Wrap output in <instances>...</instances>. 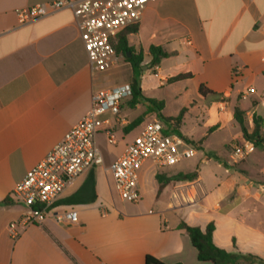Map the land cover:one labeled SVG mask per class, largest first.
<instances>
[{"label": "crops", "instance_id": "obj_1", "mask_svg": "<svg viewBox=\"0 0 264 264\" xmlns=\"http://www.w3.org/2000/svg\"><path fill=\"white\" fill-rule=\"evenodd\" d=\"M53 1L0 0V201L12 202L0 207V264H146L148 255L165 264H210L198 260L181 222L203 230L213 223L218 248L236 246L264 259V151L231 162V145L244 141L234 108L245 112L250 131L255 117L264 119V0L151 3L129 36L134 53L143 55L135 72L122 55L107 71H92L70 9L19 24L18 11ZM153 46L173 54L156 69L148 66ZM179 75L190 77L169 82ZM134 79L144 97L163 103V117L185 110L179 127L162 121L163 131L202 141L196 155L164 168L146 161L140 202L121 200L110 166L135 139L131 132L138 136L160 120L154 105L132 106L127 98L119 118L110 116L117 143L96 137L104 163L94 168V182L91 171L77 177L42 225L11 230L28 212L12 197L16 184L84 119L94 93ZM202 86L215 95L203 96ZM249 88L255 92L244 97ZM194 173L193 180L165 182ZM157 176L165 182L161 191ZM70 209L76 223L56 221L55 213Z\"/></svg>", "mask_w": 264, "mask_h": 264}, {"label": "built area", "instance_id": "obj_2", "mask_svg": "<svg viewBox=\"0 0 264 264\" xmlns=\"http://www.w3.org/2000/svg\"><path fill=\"white\" fill-rule=\"evenodd\" d=\"M158 0H57L18 11L21 26L32 24L64 9L73 12L94 72H104L116 64L113 40L126 29L137 26L146 8ZM192 44L191 41H189ZM241 69H236L238 76ZM249 88L243 96L254 93ZM132 96L131 85L101 89L92 97V108L84 119L74 126L63 139L16 184L12 197L27 207V214L18 223L23 226L42 225L60 202L66 187L77 177L89 173L104 163L96 145V137L105 134L107 142L115 145L117 139L110 118H119L122 102ZM264 121V119H263ZM160 120L148 122L122 156L115 160L110 171L114 187L121 200L139 203V171L146 161L158 168L171 167L184 159L192 158L197 148L182 137L165 134ZM231 162L245 161L254 151L249 141L231 145ZM57 222L69 224L78 221L74 209L53 215Z\"/></svg>", "mask_w": 264, "mask_h": 264}, {"label": "trees", "instance_id": "obj_3", "mask_svg": "<svg viewBox=\"0 0 264 264\" xmlns=\"http://www.w3.org/2000/svg\"><path fill=\"white\" fill-rule=\"evenodd\" d=\"M137 33V26L130 27L123 31L121 34H119L114 40L113 45L116 51L117 55H122L125 58V61L128 62L133 71L135 72L137 69H140L142 67L143 62V55L139 54L136 55L134 53V50L129 45V36L132 34ZM150 55H151V61L149 63V68L156 69L160 66L161 62L172 56V53L167 52L162 47H151L150 48ZM190 77V75H179L174 78H171L169 82H175L181 79H185ZM132 88V96L130 97V104L132 106H135L141 102H146L151 105H154L156 108V111L160 117V120L172 124L175 127H179L183 121V117L185 114V110H183L177 117L175 118H165L161 114L163 103H160L158 101L148 99L144 97L142 94L141 89L139 88L138 80L134 79L132 83L130 84ZM200 93L203 96H207L209 94L215 95V93H212L209 89L202 86L200 88ZM218 96V95H217ZM234 119L240 126L243 140L252 142L256 148H260L264 151V121L261 117H255L254 118V126L253 130H249L248 124L246 122L245 118V112H243L239 107L234 108ZM143 118L140 117L134 122H132L128 127L127 131L134 129L137 127L141 122ZM185 140V139H184ZM189 143V142H188ZM202 143L200 141L199 143H190L194 146H198ZM197 176L196 173L194 174H188V175H179L177 177H174L173 179H168L165 182L171 181V180H193ZM157 180L160 184L159 190L161 191L164 186L165 182L162 180L160 176H157ZM94 182V169L91 170L88 177V182ZM12 204L9 200H3L0 201V207L3 206H10ZM178 229L183 230L187 233V235L190 238L192 246L197 251V258L202 263H210V264H242L240 262V259H244L246 261H249L248 264H264V259L254 256L251 254H242L239 252L235 247L234 252H228L224 249L218 248L213 241V234L215 231V225L213 223L209 224L204 230L197 226H190L186 224L185 222H181L178 226ZM146 264H165L163 261L157 259L154 256L148 255L146 257ZM181 264V263H176Z\"/></svg>", "mask_w": 264, "mask_h": 264}, {"label": "rangeland", "instance_id": "obj_4", "mask_svg": "<svg viewBox=\"0 0 264 264\" xmlns=\"http://www.w3.org/2000/svg\"><path fill=\"white\" fill-rule=\"evenodd\" d=\"M124 58V57H123ZM124 60H125V58H124ZM124 78V77H123ZM139 133V130H134L133 132H131L130 133V135H129V138H134V137H136L137 136V134ZM243 262V264H248V262L249 261H242Z\"/></svg>", "mask_w": 264, "mask_h": 264}]
</instances>
